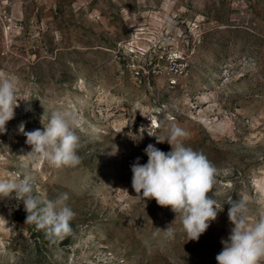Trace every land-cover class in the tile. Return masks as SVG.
Here are the masks:
<instances>
[{"label": "rangeland", "instance_id": "1", "mask_svg": "<svg viewBox=\"0 0 264 264\" xmlns=\"http://www.w3.org/2000/svg\"><path fill=\"white\" fill-rule=\"evenodd\" d=\"M11 77L20 100L0 179L27 166L38 194L66 193L76 216L52 243L15 193L0 198V264H217L228 203L187 241L170 207L133 198L131 165L149 144L170 151L155 135L173 125L218 169L219 204L246 198L251 221L264 211V0H0V79ZM58 108L81 122L75 167L25 156L19 125L43 130Z\"/></svg>", "mask_w": 264, "mask_h": 264}, {"label": "clouds", "instance_id": "2", "mask_svg": "<svg viewBox=\"0 0 264 264\" xmlns=\"http://www.w3.org/2000/svg\"><path fill=\"white\" fill-rule=\"evenodd\" d=\"M17 87L15 77L0 79V134L6 132V124L14 118V109L19 106ZM80 123L74 113L60 108L51 112L46 124L42 123L43 130L25 131L21 123L19 132L26 137V144L31 146V151L25 156L47 161L55 168L79 165L81 138L77 130ZM89 127L95 131L94 126ZM155 136L157 143L167 142L171 150L165 153L154 144L147 145L144 149L147 163L141 164L137 157L131 165V184L136 193L131 197L144 204L154 199L159 206L170 207L176 218L179 217L187 241H198L210 222L217 219L223 204L228 203V218L234 226L228 238L221 240L223 248L215 257L217 264H262L264 211L259 219L251 221L246 198L234 201L228 196L222 204L218 203L215 188L218 169L202 152L185 146L184 140L189 133L183 128L173 125L167 138ZM214 188L215 199L208 196ZM13 193L17 201L23 202L28 214L25 223L34 224L52 243L72 235L71 221L76 213L65 203L68 199L66 193L54 201L38 194L35 178L27 166L10 178L0 179V198L11 197ZM163 232L166 238L175 236V230L170 227Z\"/></svg>", "mask_w": 264, "mask_h": 264}]
</instances>
